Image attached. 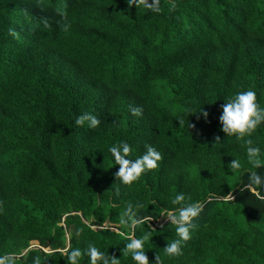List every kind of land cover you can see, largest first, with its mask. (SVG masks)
<instances>
[{
    "label": "trees",
    "instance_id": "1",
    "mask_svg": "<svg viewBox=\"0 0 264 264\" xmlns=\"http://www.w3.org/2000/svg\"><path fill=\"white\" fill-rule=\"evenodd\" d=\"M159 7L0 0V256L12 264H70L76 248L90 264L89 246L97 264H135L125 244L145 235L150 264H264V190L248 187L252 171L264 178V112L241 138L219 120L241 91L264 109V0ZM85 112L97 127L75 124ZM121 142L130 161L149 145L161 156L130 186L108 151ZM177 193L202 210L169 257L175 225L157 222L178 214ZM129 204L138 224L121 222Z\"/></svg>",
    "mask_w": 264,
    "mask_h": 264
},
{
    "label": "clouds",
    "instance_id": "2",
    "mask_svg": "<svg viewBox=\"0 0 264 264\" xmlns=\"http://www.w3.org/2000/svg\"><path fill=\"white\" fill-rule=\"evenodd\" d=\"M128 3L131 6L134 5L135 8L137 6H143L151 12H160L159 0H151L150 3L149 0H128ZM132 112L134 115H139L141 109L133 108ZM196 112L207 117V112H204L201 108ZM262 112H264V109L258 107L255 92L252 90H246L236 93L222 105V113L219 120L225 132L234 133L237 138H241L251 134L257 125L261 123ZM85 123H87L89 128H95L99 125L100 121L96 116L87 112L82 113L75 118V124L77 126H82ZM189 126L191 127V125ZM252 143L251 139L244 140L246 146L252 145ZM108 151L111 153L114 164L119 165L116 175L120 177L122 183L126 186H130L134 181L138 180L141 174L146 170L156 168L157 162L161 159L160 153L150 145L146 146V151L141 156L131 161L126 158L131 151L129 144L126 142L110 146ZM246 153L248 162L253 168L262 167L261 161L258 158L261 154V149L259 147H246ZM230 166L235 170H238L241 167L240 162L235 159L232 160ZM250 181L251 183L248 185L249 188L256 186L261 190H264V178L257 175L255 171L251 172ZM184 201V194L177 193L172 199V204L179 205L177 210L178 214L170 212L168 214L170 220L168 218L164 221L160 219L157 222L162 224L166 221H172V224L175 225V231L178 238L171 243H167L164 247V253L169 257L182 255V245L190 239V229L193 227L192 221L202 210L199 203L184 204ZM131 207L133 206L129 204L124 213L126 219H123L121 222L135 225L138 224V221L133 219L130 214ZM136 207H139V205ZM147 240V235L140 239L130 237L129 242L125 244L126 250H133L131 258L135 264H150L144 250V245ZM87 254L90 257V264H97V260L104 256V252L99 251L94 246H89ZM125 255H127V251L125 252ZM80 256L81 250L79 248L73 249L68 257L70 264H77ZM0 264H12V260L7 256H0ZM104 264H108V262L104 261ZM111 264H119V261L117 259H111ZM156 264H159L158 256H156Z\"/></svg>",
    "mask_w": 264,
    "mask_h": 264
},
{
    "label": "rangeland",
    "instance_id": "3",
    "mask_svg": "<svg viewBox=\"0 0 264 264\" xmlns=\"http://www.w3.org/2000/svg\"><path fill=\"white\" fill-rule=\"evenodd\" d=\"M167 218L170 220L169 216H166V218H165V219H167ZM35 244H36V243H34V245H35Z\"/></svg>",
    "mask_w": 264,
    "mask_h": 264
}]
</instances>
